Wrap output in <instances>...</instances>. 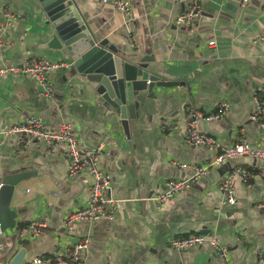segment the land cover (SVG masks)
<instances>
[{
	"label": "crops",
	"instance_id": "1",
	"mask_svg": "<svg viewBox=\"0 0 264 264\" xmlns=\"http://www.w3.org/2000/svg\"><path fill=\"white\" fill-rule=\"evenodd\" d=\"M264 0H202V14L192 29L175 24L186 8L179 0H131L128 17L100 0H76L90 31L108 40L133 61L148 55V71L180 87H156L155 98H140L138 116L128 137L116 115L97 104L91 90L71 78L72 63L50 41L46 17L32 0H0V70L20 66L33 58L57 63L47 73L54 86L51 99L38 96L33 77L12 72L0 76V175L24 174L12 200L16 228L5 232L14 241L19 226L44 224L39 237H28L29 264L40 256L55 264H73L65 258L78 239L88 238L82 253L85 264H221L210 241L229 248L231 264H258L264 249V160L239 157L215 167L196 184L169 201L153 198L171 179H186L191 170L180 164L208 165L216 151L185 144L184 133L192 112L208 115L222 101L227 115L214 122L199 121L198 128L223 148L261 142L262 131L252 113L255 97L264 88ZM12 18H8L7 15ZM214 42L213 45L210 43ZM42 118L52 131L66 122L74 125L82 151L102 147L100 165L113 177L111 197L119 208L115 221L79 224L63 229L71 213L87 205L92 177L88 170L68 178L69 163L63 147L49 155L41 142L25 145L20 135H5L24 116ZM169 122L173 128L163 129ZM252 177L245 181L237 169ZM231 178L236 204L229 205L220 189ZM201 234L209 242L201 248L177 251L172 239Z\"/></svg>",
	"mask_w": 264,
	"mask_h": 264
},
{
	"label": "built area",
	"instance_id": "2",
	"mask_svg": "<svg viewBox=\"0 0 264 264\" xmlns=\"http://www.w3.org/2000/svg\"><path fill=\"white\" fill-rule=\"evenodd\" d=\"M105 5L113 6L121 15L128 17L132 11L131 0H100ZM180 4L186 8L175 17V24L187 30L192 29L194 22L202 14V0H179ZM244 4H248L251 0H242ZM264 6V2H263ZM12 18L11 15H7ZM257 41L264 42V34ZM214 42L210 43L213 45ZM57 63H52L46 59L33 58L20 66L8 67L0 70V76L7 72H12L17 75H24L36 79L39 90L38 96L41 98L51 99L54 95V86L48 79L47 73L50 70L58 68ZM230 103L222 101L218 104L216 111L208 115L199 112H192V118L186 128L183 136L185 144L198 148L205 147L211 151H216V156L206 166L199 164H180L183 169L191 170V175L186 179H171L166 182L164 191L158 193L153 200L157 204H162L171 200L180 193L190 189L203 176L211 172L215 167L226 165L230 160L239 157H247L253 160H264L263 145L252 146L248 142H241L223 148L222 144L215 138L208 136L203 131L199 130V121L214 122L224 118L230 111ZM252 120L258 123L262 137L261 142L264 144V88L260 94L255 97V105L252 113ZM172 125L165 121L163 129L166 130ZM5 135H20L21 142L25 145H30L34 142H41L45 145L49 155L63 147V154L69 163L68 178L71 180L77 179L83 171L88 170L92 177L90 185V194L87 205L77 210L63 222V229L67 232H72L79 224H92L100 220L113 222L118 215L117 201L111 197V188L113 177L111 173L105 171L100 165V154L102 147L97 151H82L80 149L81 140L78 137V132L74 125L70 122L63 123L58 130L52 131L45 121L37 116L27 115L20 121L14 123L6 132ZM236 174H240L245 181H248L252 175L246 170L239 168ZM264 174V173H263ZM221 191L225 194L229 205L236 204L235 187L231 178L224 179L220 184ZM259 207L264 208V201L259 204ZM43 223L34 222L22 230H19L14 238V241L8 243V254L3 264H9L14 256L18 253L20 244L28 237H39ZM5 232L0 229V252L5 249L2 239ZM209 242V239L201 234H190L185 237H176L171 241V247L177 251H189L203 247ZM89 244L88 238L78 239L74 247L65 254L67 261L73 264H85L82 253L87 249ZM212 248L216 251L220 258L221 264H231L229 256V248L222 245L218 240L210 241ZM258 264H264V249L258 251ZM29 264H51L48 258L37 256Z\"/></svg>",
	"mask_w": 264,
	"mask_h": 264
},
{
	"label": "water",
	"instance_id": "3",
	"mask_svg": "<svg viewBox=\"0 0 264 264\" xmlns=\"http://www.w3.org/2000/svg\"><path fill=\"white\" fill-rule=\"evenodd\" d=\"M46 17L51 37L46 48L59 51L72 63L71 78L86 85L98 105L116 115L130 137L131 121L138 116L140 98H155L156 87H180V81H164L148 71L154 61L148 55L133 61L108 40H99L81 16L76 0H32ZM24 174L0 175V229L16 228V212L11 211L16 187ZM23 248L9 264H27Z\"/></svg>",
	"mask_w": 264,
	"mask_h": 264
},
{
	"label": "trees",
	"instance_id": "4",
	"mask_svg": "<svg viewBox=\"0 0 264 264\" xmlns=\"http://www.w3.org/2000/svg\"><path fill=\"white\" fill-rule=\"evenodd\" d=\"M23 226H24V225H20V226H19V228H20L19 230H22V229L24 228ZM51 264H55V263L53 262V260H51Z\"/></svg>",
	"mask_w": 264,
	"mask_h": 264
}]
</instances>
